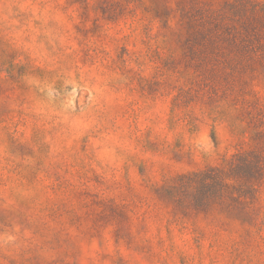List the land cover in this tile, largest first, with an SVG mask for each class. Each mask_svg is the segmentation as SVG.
Segmentation results:
<instances>
[{
  "label": "rangeland",
  "instance_id": "374dc122",
  "mask_svg": "<svg viewBox=\"0 0 264 264\" xmlns=\"http://www.w3.org/2000/svg\"><path fill=\"white\" fill-rule=\"evenodd\" d=\"M177 1L0 0V264H264V181L249 237L160 199L264 134V66L237 97L194 96L159 35Z\"/></svg>",
  "mask_w": 264,
  "mask_h": 264
},
{
  "label": "trees",
  "instance_id": "16d2710c",
  "mask_svg": "<svg viewBox=\"0 0 264 264\" xmlns=\"http://www.w3.org/2000/svg\"><path fill=\"white\" fill-rule=\"evenodd\" d=\"M165 9L167 17L157 15L159 35L177 43L193 72L191 90L199 100L214 103L239 96L240 82L264 66V3L234 0L219 9H205L178 0L175 8ZM245 107L242 103L240 111L245 113ZM254 140V149L234 154L222 166L181 174L159 189L176 221L213 217L218 223H238L244 237L251 235L264 181V134L256 133Z\"/></svg>",
  "mask_w": 264,
  "mask_h": 264
}]
</instances>
